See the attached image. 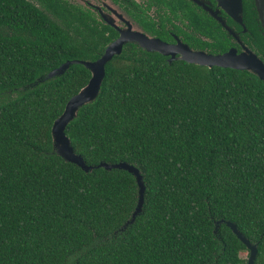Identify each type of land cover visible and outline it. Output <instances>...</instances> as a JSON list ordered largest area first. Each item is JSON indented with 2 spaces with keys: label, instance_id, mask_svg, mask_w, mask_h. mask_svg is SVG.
<instances>
[{
  "label": "trees",
  "instance_id": "obj_1",
  "mask_svg": "<svg viewBox=\"0 0 264 264\" xmlns=\"http://www.w3.org/2000/svg\"><path fill=\"white\" fill-rule=\"evenodd\" d=\"M242 4L241 38L264 62L253 0ZM184 18L213 53L227 50L229 36L208 15ZM116 39L61 0H0V264H246L227 222L264 264V82L252 73L128 43L65 130L93 170L56 154L53 123L91 74L73 64L45 77L68 61H96ZM100 163L142 176L141 211L125 228L139 202L135 178Z\"/></svg>",
  "mask_w": 264,
  "mask_h": 264
},
{
  "label": "water",
  "instance_id": "obj_2",
  "mask_svg": "<svg viewBox=\"0 0 264 264\" xmlns=\"http://www.w3.org/2000/svg\"><path fill=\"white\" fill-rule=\"evenodd\" d=\"M217 5L221 8L233 21L241 25L245 31L243 24V4L242 0H216ZM253 4L257 13L258 20L262 29V36L264 37V0H253ZM128 43L136 44L146 52H155L162 56L169 57L168 61L176 60V55H179V60L188 64H194L204 67H220L229 68L233 70L247 71L255 75L259 80L264 82V62L252 51L246 49L241 54H237L236 50L231 49L226 53L220 55H208L202 52H193L187 46L178 42L176 45H168L157 39H148L138 32L130 30L120 31L119 37L110 43L104 50V53L94 62L87 61H68L62 64L59 68L49 72L45 80L61 76L70 65L77 64L84 66L91 74L88 84L73 96L66 104L62 115L55 120L52 126V142L56 154L65 162L74 164L81 168L84 172L93 170V167L85 165L83 159L76 155L69 138L65 135V130L70 122H72L78 111L93 103L99 95L100 88L105 76V66L114 57L121 54L122 48ZM97 168H104L106 170L118 169L124 170L133 175L139 189V202L132 215L131 221L124 226L132 223L135 217L140 213L143 195L144 184L140 172L126 163L118 164H104L100 163ZM226 225L232 230L233 234L246 246L249 251L247 264H254L256 257V246L252 245L245 239L237 230L235 225L227 222ZM123 228V229H124Z\"/></svg>",
  "mask_w": 264,
  "mask_h": 264
},
{
  "label": "flooded vegetation",
  "instance_id": "obj_3",
  "mask_svg": "<svg viewBox=\"0 0 264 264\" xmlns=\"http://www.w3.org/2000/svg\"><path fill=\"white\" fill-rule=\"evenodd\" d=\"M61 1L70 7L88 12L100 23L116 32L117 38L120 31L130 30L141 33L148 39H157L171 46L180 42L193 52H202L208 55H220L231 49L236 50L237 54H241L246 49L254 52L241 38L248 31L246 29L243 31L244 28L241 25L219 8L216 0H184L188 3L187 5L180 4L181 0H165V2L162 0ZM187 10L200 16L208 15L226 32L229 36L226 51L213 53L216 49L212 39L191 32L192 29L188 27V22L184 18ZM212 13L220 20L215 18ZM224 17H228L234 22V25H227ZM238 25L240 30L237 28ZM187 35H190L189 39L186 38ZM233 35H236L240 41L235 40ZM167 58L169 59V57ZM176 58L178 59L179 55H176Z\"/></svg>",
  "mask_w": 264,
  "mask_h": 264
},
{
  "label": "rangeland",
  "instance_id": "obj_4",
  "mask_svg": "<svg viewBox=\"0 0 264 264\" xmlns=\"http://www.w3.org/2000/svg\"><path fill=\"white\" fill-rule=\"evenodd\" d=\"M212 15H213L215 18L219 19L215 14L212 13ZM105 19H106V18H105ZM106 20H107V19H106ZM219 20H220V19H219ZM222 24H224L223 21H222ZM229 32L232 33L231 31H229ZM233 37L235 38V40L240 41L236 35H233ZM249 254H250V253H249V251H248V252H243L242 255H241L242 258H243L244 260H246V264H247V260H248Z\"/></svg>",
  "mask_w": 264,
  "mask_h": 264
}]
</instances>
